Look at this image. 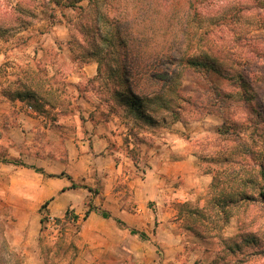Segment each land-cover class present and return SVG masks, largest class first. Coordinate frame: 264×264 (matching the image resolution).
Listing matches in <instances>:
<instances>
[{
  "label": "rangeland",
  "instance_id": "374dc122",
  "mask_svg": "<svg viewBox=\"0 0 264 264\" xmlns=\"http://www.w3.org/2000/svg\"><path fill=\"white\" fill-rule=\"evenodd\" d=\"M54 1L0 0V100L7 103L2 115L42 121L38 131L21 134L15 159L44 171L0 165V239L4 236L23 264H264V202L254 187L257 181L264 190L258 177L264 120L254 112L264 115V0L142 3L145 45L160 46L166 39L177 59L208 55L227 75L245 70L251 88L262 96L261 105L256 98L254 106L236 97L219 102L214 87L230 93L238 84L222 72L189 67L180 90L193 105L175 121L163 112L165 121L156 124L131 113L113 93L117 64L102 62L101 74L89 81L88 64L97 56L89 63L79 59L90 54L81 30L90 11L85 8L78 18L80 10L65 4L81 6L80 0ZM134 80L142 94L160 88L140 80V69ZM20 89L36 91V98L9 95ZM219 111L229 115L227 123L241 124L222 133L226 122ZM106 120H112L107 151L95 152L90 121ZM243 144L257 153L247 155ZM183 158L185 176L168 177L165 163ZM68 176L99 193L84 187L63 192L60 178L69 185ZM148 183L155 184V195ZM240 191L256 199L222 207ZM49 193L79 216L81 230L88 204L121 216L124 224L91 213L94 221L80 236L71 223H58L57 212L46 205L44 212L53 217L42 229L39 208Z\"/></svg>",
  "mask_w": 264,
  "mask_h": 264
},
{
  "label": "trees",
  "instance_id": "16d2710c",
  "mask_svg": "<svg viewBox=\"0 0 264 264\" xmlns=\"http://www.w3.org/2000/svg\"><path fill=\"white\" fill-rule=\"evenodd\" d=\"M79 1V0H78ZM154 0H89L87 6H76V1L68 2L65 6H70L73 10L78 8L80 11L77 12L78 18L81 16L82 11H90V16L86 18L85 25L82 27V31L85 38H88L85 43L86 47L89 48L90 54L81 55L79 59L81 63H87L90 61L93 55L97 56L95 61L98 63L97 74L89 81L95 80L97 76L101 74V63L111 62L117 64V82L114 87L113 93L119 100L127 106L128 110L139 116L140 119L144 120L147 124H156L160 121H165L164 113L167 112L172 120H178L180 118V112H184L187 107L193 105L192 100L182 95L181 77L186 68L199 69L204 68L205 70H212L217 72H226L222 68L220 62L210 56H198L193 55L186 58L177 59L171 54L170 42L163 40L162 44H155L151 47L145 45L143 40L140 39V6L142 3H146ZM55 4H59V0L54 1ZM127 20L128 21L127 23ZM134 21V22H133ZM138 22V23H137ZM74 26V25H72ZM70 45V51L73 52L72 41L68 42ZM149 43V42H148ZM158 46V47H156ZM93 50V51H91ZM100 54V55H99ZM99 55V56H98ZM140 69V80L149 79L155 84L159 85L157 92L140 93L138 84L135 82L136 76L139 74ZM251 72V71H250ZM228 73L225 74V76ZM248 73L245 70L237 71L232 75H227L234 80L238 86L233 89L230 93L221 91L220 89L213 88V98L217 101H224L228 98L236 97L238 100H242L244 103L249 104L256 98L259 100L261 105L262 96L256 93L255 89L251 88V80L249 79ZM254 80L260 81L259 75L253 73ZM258 87V86H257ZM136 88V89H135ZM12 97L19 99H34L36 98V91L29 89H20L9 94ZM209 98V97H208ZM264 99V98H263ZM214 104V101L211 103ZM225 107L223 106L222 109ZM255 116L257 120H264V115L260 110L255 109ZM226 127L222 128V133L226 134L234 130L241 124L240 121H231V124L227 123L230 120L229 115L225 111H219ZM161 119V120H160ZM245 150L244 153L253 156L256 154L255 151L249 145H242ZM7 162V161H6ZM8 163L13 165H21L33 169L36 172H44L42 168L27 165L26 163L18 162L15 159L9 160ZM137 165V162H134ZM259 179L264 184V164L263 161L259 163L258 169ZM60 173L57 176H61ZM49 177L56 176L54 174H47ZM70 186L68 188L77 189L79 187L86 188L89 192L99 193L88 185H79L73 181L70 176ZM212 182V186H216L215 182ZM254 187L258 189V197L264 202V190L259 186L256 181ZM256 198L254 195L244 193L240 191L235 197H229L226 199L223 208L235 205L239 201L251 202ZM48 200L45 201L39 208L41 211L40 224L43 229L46 221L49 217L44 212ZM91 211L99 213L103 218H110L112 215L105 209H99L96 205L88 204L83 218H86ZM79 216L74 213L70 208H67L62 218H55V220L61 224L71 223L79 231V224L77 223ZM117 224H124V221L120 218H115ZM130 233L138 234L141 238L145 237V233L138 231L135 228H130ZM2 235V233H1ZM0 264H23L21 256L15 252L8 244L7 240L2 236L0 239Z\"/></svg>",
  "mask_w": 264,
  "mask_h": 264
},
{
  "label": "crops",
  "instance_id": "0c3cea01",
  "mask_svg": "<svg viewBox=\"0 0 264 264\" xmlns=\"http://www.w3.org/2000/svg\"><path fill=\"white\" fill-rule=\"evenodd\" d=\"M81 1L83 0H80V5L83 6L84 3H81ZM88 65L91 66L90 71L88 72V76L90 78H93L97 74L98 63L94 60L93 62H90ZM85 68L86 67H84V69ZM6 104L7 103L5 101L0 100V155L2 156V159L4 158L3 159L4 161H0V165L8 168L13 165L11 163H8V161L11 160V157L12 159H15L19 154L17 150V145H18L19 137H21V134H24L27 132L34 133L38 131L37 125H40L42 121H40V119H38L37 117H32V116H19L17 119H14L13 117H6L5 115H2V113L4 112L3 109H5ZM111 121L112 120H108V121L106 120V121L97 122L95 124L90 121L91 128L88 134L92 137V140H93L92 148L95 152H101L103 148H105L104 152L106 153L107 139L112 136L111 129L110 127L107 126V124L111 123ZM185 159L186 158L179 159V160H176L170 163H165V167L163 170L164 172H166L167 176L170 178H177V179L184 177L186 167H187V161ZM116 167H117L116 163L114 162L112 170L116 169ZM23 168L26 170L31 169L28 167H23ZM60 180H62L61 181L62 191L64 190V187L66 188L65 190L72 189V188H68L70 184L68 185L61 178ZM147 185H148L147 186L148 192L155 195V191L157 190L155 187V184L148 183ZM57 198L58 197L56 196V193L55 194L49 193V196L47 197V200H48L47 208L50 213L57 212V215H55L57 216L56 218H62L68 207L64 206L66 202L63 199L57 200ZM91 213L96 214V216H98L102 220L113 219L116 217L121 219V216L119 215L116 216V215H113L112 213L111 215H113L114 217L111 216L110 218H103L99 213L95 211H91L86 218H83L84 226H82V230L81 228H79L78 235L83 236V234L89 230L88 227L91 225V222L94 221V219L91 217ZM49 216L53 217L52 215H49Z\"/></svg>",
  "mask_w": 264,
  "mask_h": 264
}]
</instances>
